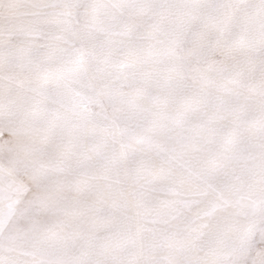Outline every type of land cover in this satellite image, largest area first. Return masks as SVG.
<instances>
[{
    "label": "snow or ice",
    "instance_id": "6c2138e0",
    "mask_svg": "<svg viewBox=\"0 0 264 264\" xmlns=\"http://www.w3.org/2000/svg\"><path fill=\"white\" fill-rule=\"evenodd\" d=\"M0 264H264V0H0Z\"/></svg>",
    "mask_w": 264,
    "mask_h": 264
}]
</instances>
